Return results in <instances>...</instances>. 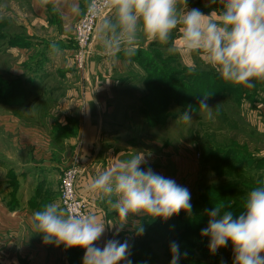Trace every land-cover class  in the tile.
Wrapping results in <instances>:
<instances>
[{
  "label": "crops",
  "instance_id": "1",
  "mask_svg": "<svg viewBox=\"0 0 264 264\" xmlns=\"http://www.w3.org/2000/svg\"><path fill=\"white\" fill-rule=\"evenodd\" d=\"M2 2L0 263L83 264L84 249L44 244L42 236L35 234L30 224L33 212L46 203L56 202L63 209L60 181L74 159L80 168L78 194L87 211L95 212L105 223H118L116 213L87 191L92 177L105 168L143 153L145 162L140 165L141 170L151 169L172 179L191 195L199 183L201 162L195 158L196 150L183 141L173 146L168 140L143 136L141 139L138 135L136 139L143 140L150 148L139 150L118 144L129 143L131 138L122 135L130 131L127 128L134 125L130 123L139 113V106L129 101L135 95L129 87L142 85L141 77L145 75L140 65L130 71V64L141 63L139 57L149 42L141 38L138 56L128 60L120 54L113 63L103 54L95 31L84 70L79 71L74 63L75 26L84 12L75 15L70 9L77 3L84 10L89 0H67L60 12H53L50 6L39 7L37 0ZM187 6L205 14L220 9L218 0L216 3L187 0ZM174 37L179 47L178 31ZM10 40L14 44L7 47ZM160 47L163 46L158 44ZM175 55L183 66L198 68L191 64L199 61L190 55L182 51ZM256 88L264 99V82L257 81ZM248 89L245 87L244 92ZM241 107L249 108V105L243 101ZM257 109L264 117V101ZM252 154L256 159H264V150ZM183 170L190 175L186 185L180 181ZM143 218L133 220L140 223ZM133 220L118 234L119 225L106 227L97 246L102 248L112 239L128 241L131 231H136ZM226 253V264H233L232 245ZM121 264H129L128 257Z\"/></svg>",
  "mask_w": 264,
  "mask_h": 264
},
{
  "label": "clouds",
  "instance_id": "2",
  "mask_svg": "<svg viewBox=\"0 0 264 264\" xmlns=\"http://www.w3.org/2000/svg\"><path fill=\"white\" fill-rule=\"evenodd\" d=\"M41 8L60 12L67 0H37ZM216 3L217 0H210ZM219 11L209 14L198 8L188 9L187 0H89L82 10L77 3L71 12L82 11L92 19L96 39L103 54L113 63L120 54L131 60L138 51L141 38L149 43L166 46L169 54H195L203 63L233 85L252 87V81H264V0H218ZM180 34V46L174 33ZM203 94L199 108L208 110ZM189 111H191V106ZM189 111L180 115L190 124ZM143 153L107 167L92 177L87 185L100 201L106 203L118 217V223H105L95 212H69L56 202L46 203L33 212L30 224L44 244L63 245L85 250L83 264H121L127 259L129 245L108 240L97 242L106 227L119 225L117 234L137 217L160 218L167 221L181 211L191 213V195L174 180L141 170ZM243 210L231 204L215 203L208 211V225L201 235L209 238V252L216 254L231 242L233 264H264V182L247 192ZM131 218V219H130ZM137 235L144 228L133 220ZM171 264H178L180 249L171 243ZM129 264L131 262L129 261Z\"/></svg>",
  "mask_w": 264,
  "mask_h": 264
},
{
  "label": "trees",
  "instance_id": "3",
  "mask_svg": "<svg viewBox=\"0 0 264 264\" xmlns=\"http://www.w3.org/2000/svg\"><path fill=\"white\" fill-rule=\"evenodd\" d=\"M13 44L14 42L10 40L6 46L10 47ZM2 48L4 46L0 45V50ZM161 52L153 54L152 60H149L151 63L140 64L145 71L141 81L146 90L140 97L145 107L142 105L144 108L139 107L138 111L145 114L148 127L164 126L172 117L171 109L177 104L183 106L182 112L189 111L191 106L189 113H196L197 110H201L199 104L204 98L203 94H210L206 101L208 106L216 98L223 96L228 102L239 107L245 86L223 81L213 69L202 70L183 66L175 54ZM250 92L255 94L252 87ZM203 147L210 149L211 153L215 152L202 156V170L212 159L218 156L221 158L213 169L216 180L200 188L191 215L185 216L181 211L167 221L145 217L140 222L148 233L142 237L143 245H146L148 252L152 251L153 245L160 243L158 242L160 239V245L167 249L166 254L171 261L170 245L176 242L181 254L178 264H226V250L231 246V242L213 255L209 252V238L201 235L202 229L208 225L207 213L215 203H225L231 204L238 215L239 211L243 210L242 205L247 192L259 186L260 182H264V159H256L248 144L240 143L237 138L230 136L228 141L218 144L206 141ZM243 153L246 155L243 156ZM149 221L151 223L147 225ZM218 254L223 257H218ZM143 255H146V252Z\"/></svg>",
  "mask_w": 264,
  "mask_h": 264
},
{
  "label": "rangeland",
  "instance_id": "4",
  "mask_svg": "<svg viewBox=\"0 0 264 264\" xmlns=\"http://www.w3.org/2000/svg\"><path fill=\"white\" fill-rule=\"evenodd\" d=\"M2 4L3 2L2 0H0V8L2 7ZM2 42L3 41L1 40L0 45H2ZM3 49L4 48H2L0 51H2ZM161 51L164 54H169L167 50L164 49V46L158 48L157 43L148 44L145 51L139 57L141 63H137L138 65L135 63L130 64V71H135V68L139 67L140 64H149V62L152 60L153 54H157ZM186 55L189 56V54ZM136 56H138V53L136 54ZM190 56L193 57L195 61H199L197 63L191 64L192 66H196L202 70L212 69L209 66L205 65L199 58V56L195 54H192ZM185 63H187V60L185 61ZM186 67L188 66L186 65ZM141 70H143V68ZM141 76L142 75H140V77ZM137 82L134 81V83ZM253 82H255V80H253L251 83L253 85L252 88H254L256 93L252 94L250 92L251 87H248V92L245 93L243 91L241 99L242 102L245 101V103L249 105V108L241 107L242 102L240 103L239 107H237L224 99L223 96H221L216 98L209 105L210 108L208 110H197L196 113H189L192 117V121L190 124H185L181 123L182 120L179 118L180 115L184 113L182 112L183 106L177 104L173 106V109H171L173 110L171 111L172 117L168 125L156 128L148 127L145 120V114L139 112L137 119L130 123L134 125L130 126V128H127L130 129V131L126 132L130 134H127L125 132V135H122V137L124 138H131L129 143L118 142V144L125 145L126 147L131 146L134 149L140 150L143 148H150L149 144H143L144 141L141 140L142 136L145 138L147 137L157 140H168L169 142H171V144H173V146H176L180 141H183L187 145V147L189 146L194 148L196 152L200 154V158H196V160L200 161L202 165V156L204 157L206 154H214L215 152L213 151L211 153L210 149L203 147L206 141L212 144H218L228 141V137L233 136L237 138V141H239L240 143L248 144L252 153L257 154L258 152L264 150V117L257 109V105H259V103H262L264 99L261 91H258L256 88V82L255 84ZM263 82L264 81H260L261 84ZM129 88H131V90L135 94L133 95V100L129 101L133 103V106L138 105L140 108H144L145 103L141 102L140 98H138L137 96L141 93L142 95L145 93V86H143L142 84L137 86L134 85ZM237 92L239 94V90H237ZM141 123H143L142 126L138 125ZM133 134H135L134 137ZM138 135H141V139H136ZM242 155L245 156L246 154L243 153ZM220 158L221 157L218 156L216 159H212L204 170H202L201 168L199 183L196 184L193 193H191L190 203L192 207L198 199L200 188L207 184L214 183L213 181L216 180L215 171L213 169L214 166L219 162ZM241 158L242 157H239V159ZM182 212L185 216L191 215V213H186L184 211ZM150 221L147 223V225H149L153 220L151 222ZM146 232L147 231L143 232L142 236L137 235V233H135L134 231H131V233L129 234V239L128 241H126L129 245V254L127 256L128 261H130L131 264H153V262H157L156 264H171V261H169V256H167L166 254L167 249L162 248V246L160 245V239H158V242L160 243H156L155 245H153L152 251L148 252V250L145 248L146 245H143L144 238H142L144 235L148 234ZM145 252L146 255H143ZM217 256L221 257L222 255L218 254Z\"/></svg>",
  "mask_w": 264,
  "mask_h": 264
},
{
  "label": "built area",
  "instance_id": "5",
  "mask_svg": "<svg viewBox=\"0 0 264 264\" xmlns=\"http://www.w3.org/2000/svg\"><path fill=\"white\" fill-rule=\"evenodd\" d=\"M98 22V19L94 20L84 13L75 26L76 48L74 51V63L79 71L84 70L86 60L90 54L95 26ZM195 158H200V154L196 153ZM79 173L78 161L74 159L61 177L60 203L62 208L69 212H88L84 200L79 196L77 191ZM180 176L182 184H188L190 175H188L186 170H183Z\"/></svg>",
  "mask_w": 264,
  "mask_h": 264
}]
</instances>
